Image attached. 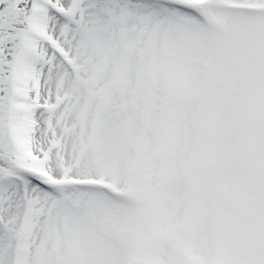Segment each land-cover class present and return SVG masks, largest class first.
<instances>
[{"label": "snow or ice", "instance_id": "snow-or-ice-1", "mask_svg": "<svg viewBox=\"0 0 264 264\" xmlns=\"http://www.w3.org/2000/svg\"><path fill=\"white\" fill-rule=\"evenodd\" d=\"M0 264H264V0H0Z\"/></svg>", "mask_w": 264, "mask_h": 264}]
</instances>
